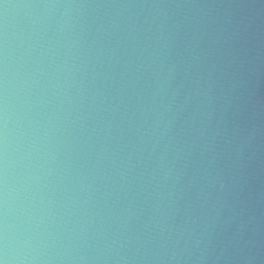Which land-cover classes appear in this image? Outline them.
<instances>
[{"label": "water", "instance_id": "95a60500", "mask_svg": "<svg viewBox=\"0 0 264 264\" xmlns=\"http://www.w3.org/2000/svg\"><path fill=\"white\" fill-rule=\"evenodd\" d=\"M23 264H264V0H0V229Z\"/></svg>", "mask_w": 264, "mask_h": 264}, {"label": "clouds", "instance_id": "9594fccd", "mask_svg": "<svg viewBox=\"0 0 264 264\" xmlns=\"http://www.w3.org/2000/svg\"><path fill=\"white\" fill-rule=\"evenodd\" d=\"M0 264H23V259L10 248L5 229H0Z\"/></svg>", "mask_w": 264, "mask_h": 264}]
</instances>
